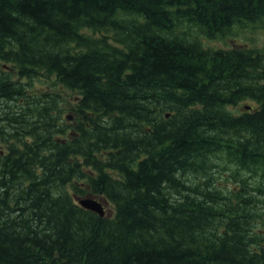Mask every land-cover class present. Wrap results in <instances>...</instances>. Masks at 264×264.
Listing matches in <instances>:
<instances>
[{"label":"trees","instance_id":"trees-1","mask_svg":"<svg viewBox=\"0 0 264 264\" xmlns=\"http://www.w3.org/2000/svg\"><path fill=\"white\" fill-rule=\"evenodd\" d=\"M259 22L264 0H0V264H264V50L203 40Z\"/></svg>","mask_w":264,"mask_h":264},{"label":"rangeland","instance_id":"rangeland-1","mask_svg":"<svg viewBox=\"0 0 264 264\" xmlns=\"http://www.w3.org/2000/svg\"><path fill=\"white\" fill-rule=\"evenodd\" d=\"M206 44L217 48H230L235 46H255L264 50V22L247 26H235L228 35L215 38L213 40L203 39ZM38 86H42L39 84ZM247 103H250L248 101ZM219 181L223 184L229 182L227 179Z\"/></svg>","mask_w":264,"mask_h":264},{"label":"water","instance_id":"water-1","mask_svg":"<svg viewBox=\"0 0 264 264\" xmlns=\"http://www.w3.org/2000/svg\"><path fill=\"white\" fill-rule=\"evenodd\" d=\"M68 118L71 119L72 117L68 116ZM79 202L83 207L89 210L95 211L101 215L105 213L102 203L94 198L85 197V198L80 199Z\"/></svg>","mask_w":264,"mask_h":264},{"label":"bare ground","instance_id":"bare-ground-1","mask_svg":"<svg viewBox=\"0 0 264 264\" xmlns=\"http://www.w3.org/2000/svg\"><path fill=\"white\" fill-rule=\"evenodd\" d=\"M100 202H101L102 204L104 203L102 199H100Z\"/></svg>","mask_w":264,"mask_h":264}]
</instances>
